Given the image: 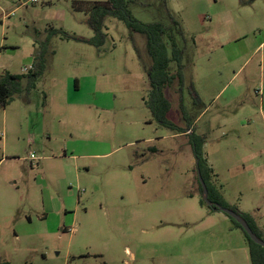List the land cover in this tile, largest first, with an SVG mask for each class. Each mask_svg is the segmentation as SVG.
<instances>
[{
    "label": "rangeland",
    "instance_id": "obj_1",
    "mask_svg": "<svg viewBox=\"0 0 264 264\" xmlns=\"http://www.w3.org/2000/svg\"><path fill=\"white\" fill-rule=\"evenodd\" d=\"M105 1L0 0V75L43 65L0 107V264H250L243 233L200 205L189 131L143 103L144 37L105 17L100 48L63 39L93 37L76 2ZM127 7L172 33L212 182L264 232V0ZM163 93L186 129L177 82Z\"/></svg>",
    "mask_w": 264,
    "mask_h": 264
},
{
    "label": "trees",
    "instance_id": "obj_2",
    "mask_svg": "<svg viewBox=\"0 0 264 264\" xmlns=\"http://www.w3.org/2000/svg\"><path fill=\"white\" fill-rule=\"evenodd\" d=\"M74 10L86 14V25L93 32V37L90 39H83L63 34V39L65 40H73L87 44L94 48H100L104 44L106 37V34L103 32L104 28L102 25V21L105 17H112L122 22L128 31L138 33L144 37L145 52L149 59V64L145 65L142 62V65L147 76L150 94L146 99H143V103L151 112L154 121L158 125L174 131L177 134H185L189 131L187 134L188 144L194 159L195 168L196 171L199 172L200 177L207 189V199L212 204L211 207H208L204 203L202 199V189L198 182L200 205L205 206L212 212H217V210L214 209V206H221L234 211L247 223L252 233L255 234L258 239L264 241V238L261 236L263 231L259 230L252 216L239 212L234 207H229L212 182L213 171L208 166L202 151L205 138L199 135H194V132L191 128V123L186 116L187 113L182 103V89L185 85L183 74V53L178 48L172 33L160 23L145 24L133 18L128 10L127 0H107L102 3L76 2L74 4ZM40 60V53L36 52L34 54V65L29 69L27 74L0 75L1 108H5L12 101L13 95L21 91L22 82L26 83V89H30L34 86V82L43 71V65L40 63ZM174 81H176L178 85L180 95V109L183 115L182 119L186 122L187 130L174 125L167 118V114L171 109V105L165 98L163 91L170 87ZM229 219L233 225L243 233L246 239L250 264H264V247L253 243L243 232L241 227L233 219Z\"/></svg>",
    "mask_w": 264,
    "mask_h": 264
},
{
    "label": "water",
    "instance_id": "obj_3",
    "mask_svg": "<svg viewBox=\"0 0 264 264\" xmlns=\"http://www.w3.org/2000/svg\"><path fill=\"white\" fill-rule=\"evenodd\" d=\"M197 177H198V182H199L201 189H202V199L208 207H211L212 204L207 199V189H206L198 171H197ZM214 209L225 214L227 217L233 219L241 227L243 232L249 237V239L253 243H255L261 247H264V241L258 239L256 237V235L252 233V231L249 228V226L247 225V223L238 214H236L234 211H232L228 208H223L221 206H214Z\"/></svg>",
    "mask_w": 264,
    "mask_h": 264
},
{
    "label": "built area",
    "instance_id": "obj_4",
    "mask_svg": "<svg viewBox=\"0 0 264 264\" xmlns=\"http://www.w3.org/2000/svg\"><path fill=\"white\" fill-rule=\"evenodd\" d=\"M28 159H29L30 161H35V160H36V158H35L32 154H30V156L28 157Z\"/></svg>",
    "mask_w": 264,
    "mask_h": 264
},
{
    "label": "crops",
    "instance_id": "obj_5",
    "mask_svg": "<svg viewBox=\"0 0 264 264\" xmlns=\"http://www.w3.org/2000/svg\"><path fill=\"white\" fill-rule=\"evenodd\" d=\"M253 218V217H252ZM255 221V220H254ZM256 223V222H255Z\"/></svg>",
    "mask_w": 264,
    "mask_h": 264
},
{
    "label": "flooded vegetation",
    "instance_id": "obj_6",
    "mask_svg": "<svg viewBox=\"0 0 264 264\" xmlns=\"http://www.w3.org/2000/svg\"><path fill=\"white\" fill-rule=\"evenodd\" d=\"M197 184H198V181H197Z\"/></svg>",
    "mask_w": 264,
    "mask_h": 264
}]
</instances>
